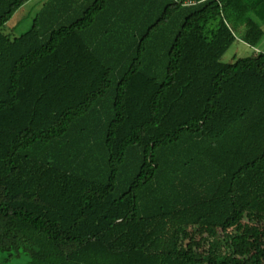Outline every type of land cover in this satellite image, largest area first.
I'll list each match as a JSON object with an SVG mask.
<instances>
[{"label": "trees", "instance_id": "16d2710c", "mask_svg": "<svg viewBox=\"0 0 264 264\" xmlns=\"http://www.w3.org/2000/svg\"><path fill=\"white\" fill-rule=\"evenodd\" d=\"M29 1L0 0V253L264 264V53L220 62L264 0H45L12 39Z\"/></svg>", "mask_w": 264, "mask_h": 264}, {"label": "rangeland", "instance_id": "374dc122", "mask_svg": "<svg viewBox=\"0 0 264 264\" xmlns=\"http://www.w3.org/2000/svg\"><path fill=\"white\" fill-rule=\"evenodd\" d=\"M45 0H30L24 4L12 18L6 23L3 28V32L8 35L10 38H17L25 31H27L33 21V18L38 13L42 4ZM262 29L264 30V23H260ZM264 53V45H261L257 48H251L244 44L239 37L234 41L230 48L224 53L220 62L222 64H233L236 60L252 57L255 53ZM244 224L251 226L254 229H262L264 223L257 222L255 220L245 221ZM194 234V229L189 228L187 230V235ZM227 245L224 244L223 248H226ZM0 260H3L5 264H28V257L21 253L18 256L12 255L8 258V253H0Z\"/></svg>", "mask_w": 264, "mask_h": 264}, {"label": "built area", "instance_id": "2783aa9c", "mask_svg": "<svg viewBox=\"0 0 264 264\" xmlns=\"http://www.w3.org/2000/svg\"><path fill=\"white\" fill-rule=\"evenodd\" d=\"M188 4H190V2H187V3H186V2H184V3H183V5H188Z\"/></svg>", "mask_w": 264, "mask_h": 264}]
</instances>
